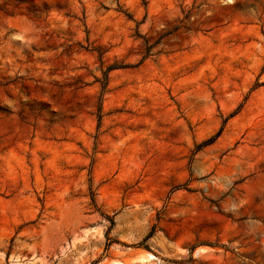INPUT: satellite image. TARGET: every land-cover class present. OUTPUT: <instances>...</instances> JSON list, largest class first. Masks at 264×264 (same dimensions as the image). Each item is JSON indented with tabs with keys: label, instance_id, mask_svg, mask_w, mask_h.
<instances>
[{
	"label": "rangeland",
	"instance_id": "rangeland-1",
	"mask_svg": "<svg viewBox=\"0 0 264 264\" xmlns=\"http://www.w3.org/2000/svg\"><path fill=\"white\" fill-rule=\"evenodd\" d=\"M0 264H264V0H0Z\"/></svg>",
	"mask_w": 264,
	"mask_h": 264
},
{
	"label": "trees",
	"instance_id": "trees-1",
	"mask_svg": "<svg viewBox=\"0 0 264 264\" xmlns=\"http://www.w3.org/2000/svg\"><path fill=\"white\" fill-rule=\"evenodd\" d=\"M115 69H117V68H110L109 70H108V72H110V71H112V70H115ZM108 77H109V75L108 74H106V79L108 80ZM106 85H107V83H106ZM105 85V86H106ZM238 112H239V109H237L235 112H233V113H231L230 115H229V117H227L226 118V121L227 120H229L230 118H232V117H234L236 114H238ZM222 131H223V128H221L213 137H211L210 139H208V140H206L205 142H203L201 145H200V147L201 148H203V147H207V146H210V145H212L213 143H215V141L221 136V134H222ZM112 223H114V222H112Z\"/></svg>",
	"mask_w": 264,
	"mask_h": 264
},
{
	"label": "bare ground",
	"instance_id": "bare-ground-1",
	"mask_svg": "<svg viewBox=\"0 0 264 264\" xmlns=\"http://www.w3.org/2000/svg\"><path fill=\"white\" fill-rule=\"evenodd\" d=\"M152 258V257H151Z\"/></svg>",
	"mask_w": 264,
	"mask_h": 264
}]
</instances>
